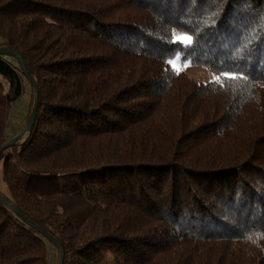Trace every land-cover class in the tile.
<instances>
[{"label":"trees","instance_id":"trees-1","mask_svg":"<svg viewBox=\"0 0 264 264\" xmlns=\"http://www.w3.org/2000/svg\"><path fill=\"white\" fill-rule=\"evenodd\" d=\"M0 49V196L63 264H264V0H0ZM59 258L0 202V264Z\"/></svg>","mask_w":264,"mask_h":264},{"label":"rangeland","instance_id":"rangeland-1","mask_svg":"<svg viewBox=\"0 0 264 264\" xmlns=\"http://www.w3.org/2000/svg\"><path fill=\"white\" fill-rule=\"evenodd\" d=\"M173 36L175 37H183L186 36L182 32L175 31L173 32ZM176 41H180L183 44L185 42L176 39ZM169 66L178 73H184L189 78L199 82V83H210L219 80V76L213 74L205 69L199 67H192L187 62H182L180 59V55H176L173 60L169 62ZM30 94L28 88H26L25 95L19 100L15 106L13 107L8 121L7 134L8 137L15 138L25 127L26 125V116H27V108L29 105ZM17 134V135H16ZM14 136V137H13ZM1 171V167H0Z\"/></svg>","mask_w":264,"mask_h":264},{"label":"water","instance_id":"water-1","mask_svg":"<svg viewBox=\"0 0 264 264\" xmlns=\"http://www.w3.org/2000/svg\"><path fill=\"white\" fill-rule=\"evenodd\" d=\"M0 56H12V57H16L21 65L23 74L25 76V78L28 80V82L30 83V85L32 86L33 90H34V104H33V108L31 111V114L26 122V125L24 127V129L12 140H10L8 143L4 144L1 148H0V153L2 152V150H4L6 147H9L11 145H13L16 141H18L22 136L25 135V133L31 131L34 122H35V117H36V112H37V107H38V90H37V86L34 83V81L32 80V78L30 77V75L28 74L21 58L16 55L15 53L8 51V50H4V49H0ZM0 202L8 207H10L24 222H26L29 226H31L32 228H34L36 231H38L40 234H42L47 240H49L59 251L60 253V258H59V264H63V250L61 248V246L59 245V243L50 235H48L47 233L43 232L42 230H40L39 228H37L35 225H33L28 219H26L24 216H22L16 209H14L12 207L11 204H9L6 200H4L1 196H0Z\"/></svg>","mask_w":264,"mask_h":264},{"label":"snow or ice","instance_id":"snow-or-ice-1","mask_svg":"<svg viewBox=\"0 0 264 264\" xmlns=\"http://www.w3.org/2000/svg\"><path fill=\"white\" fill-rule=\"evenodd\" d=\"M190 2L192 4H195L196 3V0H190ZM210 17H214V13H211V14H208ZM205 23L207 24L208 23V20H205ZM212 23L214 24L215 21L214 19L212 20ZM194 36H195V33H192V34H189V35H186V36H183V37H175L173 36V39L176 40V39H179L183 42H185L187 45H192L194 43ZM240 46H238L239 48ZM251 239V237H249Z\"/></svg>","mask_w":264,"mask_h":264}]
</instances>
